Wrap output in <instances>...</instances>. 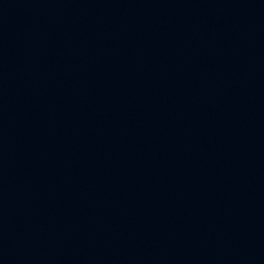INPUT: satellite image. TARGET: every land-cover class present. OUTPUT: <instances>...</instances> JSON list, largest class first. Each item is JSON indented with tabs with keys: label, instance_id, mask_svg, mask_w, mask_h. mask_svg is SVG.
Wrapping results in <instances>:
<instances>
[{
	"label": "water",
	"instance_id": "95a60500",
	"mask_svg": "<svg viewBox=\"0 0 264 264\" xmlns=\"http://www.w3.org/2000/svg\"><path fill=\"white\" fill-rule=\"evenodd\" d=\"M0 264H264V0H0Z\"/></svg>",
	"mask_w": 264,
	"mask_h": 264
}]
</instances>
